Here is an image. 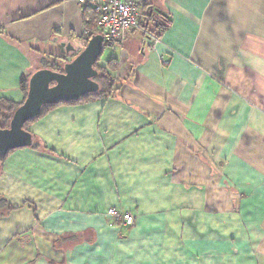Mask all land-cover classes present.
<instances>
[{
	"label": "crops",
	"instance_id": "0c3cea01",
	"mask_svg": "<svg viewBox=\"0 0 264 264\" xmlns=\"http://www.w3.org/2000/svg\"><path fill=\"white\" fill-rule=\"evenodd\" d=\"M132 1L169 25L111 49L112 96L55 109L0 163V264H264V0ZM96 18L0 0V99L23 103L36 57L75 59Z\"/></svg>",
	"mask_w": 264,
	"mask_h": 264
},
{
	"label": "water",
	"instance_id": "95a60500",
	"mask_svg": "<svg viewBox=\"0 0 264 264\" xmlns=\"http://www.w3.org/2000/svg\"><path fill=\"white\" fill-rule=\"evenodd\" d=\"M105 50L103 36L96 35L83 52L64 65L62 73L42 69L31 76L26 101L14 113L10 127L0 128L1 157L33 147L34 136L25 127L40 117L45 107L78 102L100 91L95 80L99 75L96 65Z\"/></svg>",
	"mask_w": 264,
	"mask_h": 264
},
{
	"label": "trees",
	"instance_id": "16d2710c",
	"mask_svg": "<svg viewBox=\"0 0 264 264\" xmlns=\"http://www.w3.org/2000/svg\"><path fill=\"white\" fill-rule=\"evenodd\" d=\"M168 25H169V20H167V18H165L164 15L156 14L155 12H153V13H147V14L145 13L143 15V20L140 24V27H143L144 29L146 28V32H148V34L153 37L155 36V34L157 35L158 33H162V31H164L168 27ZM90 27H91L90 32H91L92 37L101 34V31L99 30L98 25H97V18L91 22ZM70 61L72 60H70L68 57L63 56V55L55 56V55L48 54L42 57L39 63V68L35 72L31 74L23 75L20 81V88L25 98L23 103L16 104L8 100L0 99V128L7 129L10 127V123H11L14 113L20 106L24 104V102L27 99L28 91H29V81H30L31 76L34 73L42 69H49L55 72L62 73L64 69V65ZM101 61L102 59H100L96 65V70L98 71L99 75L95 80L100 85V91L98 93L86 96L78 102L45 107L43 109L42 115L38 117L37 119H35L34 121L29 122L26 125L25 130L29 131V128L33 123L46 117L48 114H50L52 111H54L55 109L59 107H62L65 105L88 104L97 99H102L108 96H112L111 94L113 93V89L115 86V80L112 76V73L118 70L117 63L113 59L109 60L106 64V67L103 68L102 66L99 65ZM14 152L15 151H11L5 157L0 156V163L5 162L8 159V157ZM5 208H6L5 202L0 200V211H2Z\"/></svg>",
	"mask_w": 264,
	"mask_h": 264
},
{
	"label": "built area",
	"instance_id": "2783aa9c",
	"mask_svg": "<svg viewBox=\"0 0 264 264\" xmlns=\"http://www.w3.org/2000/svg\"><path fill=\"white\" fill-rule=\"evenodd\" d=\"M76 2L82 7H91L97 15V25L104 38L106 49H114L128 34L139 28L143 15L140 5L132 0H65ZM153 40V41H152ZM151 48L155 47L157 39H151ZM169 60H163L164 66ZM110 227L131 228L136 224V218L131 213L116 208L109 209L105 214Z\"/></svg>",
	"mask_w": 264,
	"mask_h": 264
},
{
	"label": "rangeland",
	"instance_id": "374dc122",
	"mask_svg": "<svg viewBox=\"0 0 264 264\" xmlns=\"http://www.w3.org/2000/svg\"><path fill=\"white\" fill-rule=\"evenodd\" d=\"M56 50L59 51V49L56 48V47H48V48H45V49L43 48V49H42V51H43L44 53H49V52H52V51L55 52ZM43 56H45V54L36 57V58H37L36 62H37L38 64H37L35 67H38V66H39V63H40V61H41V59H42ZM111 58H112L111 50L106 49L105 52H104V55H103V57H102V60H103V61H107V60H109V59H111ZM70 59H72V58H70ZM73 59H74V58H73ZM32 73H33V72H32Z\"/></svg>",
	"mask_w": 264,
	"mask_h": 264
}]
</instances>
